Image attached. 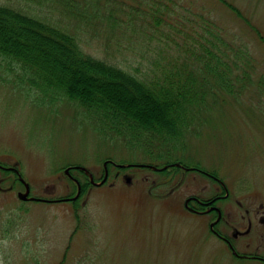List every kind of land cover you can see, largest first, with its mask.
Listing matches in <instances>:
<instances>
[{
	"label": "rangeland",
	"instance_id": "obj_1",
	"mask_svg": "<svg viewBox=\"0 0 264 264\" xmlns=\"http://www.w3.org/2000/svg\"><path fill=\"white\" fill-rule=\"evenodd\" d=\"M49 1L0 3L26 2L33 13L61 19L84 51L142 77L154 75V49L175 48L166 34L195 32L199 16L251 51L245 93L236 103L221 96L203 112L177 154L225 179L233 198L264 211V0H226L239 15L222 0H76L84 20L63 19ZM39 96L21 65L0 55V162L17 168L32 195L46 198L76 191L66 168L81 181L89 176L78 166L96 177L106 168V180L89 182L73 201H22L20 185L0 192V264H261L237 259L185 209L190 193L212 188L208 179L174 161L163 169L125 166L150 158L99 135L73 103ZM3 175L7 185L13 174ZM222 205L239 214L236 201ZM248 237L264 253V225Z\"/></svg>",
	"mask_w": 264,
	"mask_h": 264
},
{
	"label": "trees",
	"instance_id": "obj_2",
	"mask_svg": "<svg viewBox=\"0 0 264 264\" xmlns=\"http://www.w3.org/2000/svg\"><path fill=\"white\" fill-rule=\"evenodd\" d=\"M26 2L0 3V55L21 65L39 97L73 103L99 135L142 151L152 165H192L177 151L195 133L196 121L221 96L238 102L250 82L252 52L202 16L196 33L183 31L180 39L166 34L175 48L154 49V75L142 77L87 53L66 23L29 11ZM49 2L63 19L83 18L76 0ZM222 2L239 15L236 6ZM79 181L81 190L89 184L86 175Z\"/></svg>",
	"mask_w": 264,
	"mask_h": 264
},
{
	"label": "flooded vegetation",
	"instance_id": "obj_3",
	"mask_svg": "<svg viewBox=\"0 0 264 264\" xmlns=\"http://www.w3.org/2000/svg\"><path fill=\"white\" fill-rule=\"evenodd\" d=\"M190 167H192V171H196L208 179L212 188L208 189L209 185L207 184L206 187L204 186L205 188H201V191L199 189L196 192L190 193L184 199L183 205L185 209L194 216H200L207 224L209 234L223 241L231 253L233 255L235 254L234 256L237 259H245L264 264V253L260 252L257 247L251 246L252 242L248 237L252 231L255 232L257 226L264 225V211L255 209L254 204L248 203L246 200L244 202L233 198L231 195L232 190L226 184L225 179L218 177L214 172L207 171L198 166ZM16 169L15 166H7L0 162V171L3 173L11 172L13 174V178H11L7 185L2 184H5V180L8 177L4 175L0 177V192L16 191L15 189L18 185L21 186L23 191L26 189V185L19 178ZM28 187L29 193L22 201H48L54 199L32 195L29 184ZM21 191H16L18 198V193ZM30 197L36 199H29ZM224 200L230 203L236 201V209H238L239 214L235 215L232 205L223 206L222 202ZM260 206L263 205L260 204ZM244 221L245 223L242 224Z\"/></svg>",
	"mask_w": 264,
	"mask_h": 264
},
{
	"label": "water",
	"instance_id": "obj_4",
	"mask_svg": "<svg viewBox=\"0 0 264 264\" xmlns=\"http://www.w3.org/2000/svg\"><path fill=\"white\" fill-rule=\"evenodd\" d=\"M140 165H141V164H140ZM104 166H105V162H104ZM76 167H77V166H76ZM78 167L84 169V170L87 172V174H88V176H89L91 182H94L91 173H90L86 168H84V167H82V166H78ZM154 168H156V167H154ZM65 172L68 173V168L65 169ZM106 173H107V171H106V168H105V175H104V177L100 180V182H95V184H100V183H102V182L105 180V178H106ZM129 181H130V177H129V176H126V182H129ZM28 191H29V189H28V185L26 184V191L23 192V193H22V192H19V193H18V196L21 197V198H25V197L27 196V194H28ZM78 192H79V184H78ZM78 192H77V194H78ZM74 197H75V196H74Z\"/></svg>",
	"mask_w": 264,
	"mask_h": 264
}]
</instances>
